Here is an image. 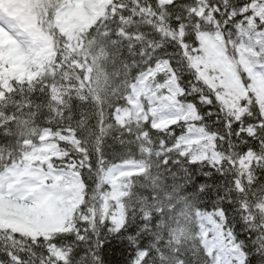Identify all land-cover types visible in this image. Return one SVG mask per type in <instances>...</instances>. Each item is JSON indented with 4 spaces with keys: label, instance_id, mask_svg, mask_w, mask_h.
<instances>
[{
    "label": "snow or ice",
    "instance_id": "1",
    "mask_svg": "<svg viewBox=\"0 0 264 264\" xmlns=\"http://www.w3.org/2000/svg\"><path fill=\"white\" fill-rule=\"evenodd\" d=\"M0 264H264V0H0Z\"/></svg>",
    "mask_w": 264,
    "mask_h": 264
}]
</instances>
